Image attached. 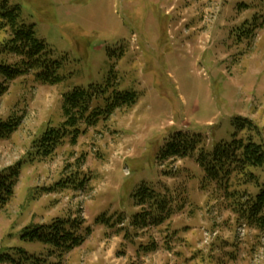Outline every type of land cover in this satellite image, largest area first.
I'll use <instances>...</instances> for the list:
<instances>
[{
  "label": "rangeland",
  "instance_id": "374dc122",
  "mask_svg": "<svg viewBox=\"0 0 264 264\" xmlns=\"http://www.w3.org/2000/svg\"><path fill=\"white\" fill-rule=\"evenodd\" d=\"M12 13L51 49L61 83L43 86L32 72L10 81L21 61L11 52ZM3 66L0 121L19 125L0 141V171L23 165L15 199L0 210V250L23 247L35 256L16 255L23 264H264V231L236 210L250 196L247 188L233 195L238 174L207 178L199 150L159 160L180 131L205 151L231 142L240 118L260 129L264 145V0H0ZM112 73L138 103L92 128L81 124L76 144L67 136L51 158L33 161L34 141L65 121L64 95L104 86ZM252 172L256 196L264 169ZM143 185L167 204L155 212L163 222L139 228L132 223L148 209L135 199ZM58 217L82 223L81 246L59 258L49 246L20 242L18 231Z\"/></svg>",
  "mask_w": 264,
  "mask_h": 264
},
{
  "label": "trees",
  "instance_id": "16d2710c",
  "mask_svg": "<svg viewBox=\"0 0 264 264\" xmlns=\"http://www.w3.org/2000/svg\"><path fill=\"white\" fill-rule=\"evenodd\" d=\"M11 15L8 21L14 36L11 41L13 44L11 52L19 56L21 61L20 65L15 67L16 69H12L14 74H12L10 81L22 74L32 72L36 82L43 86H56L61 83L62 78L59 75L60 64L53 60L51 49L43 40L36 37L33 26L18 25L17 15L13 13ZM0 69L5 72L9 71L10 67L3 66ZM115 80H117L116 74L112 73L104 86L90 85L87 88L79 87L66 93L62 106L65 121L57 128L49 126L34 141V151L31 153V159L40 161L51 158L67 136H71L72 144H76L77 134L80 132L78 126L81 124H86L92 128L100 120H106L117 110L135 106L139 101L138 93L134 90L120 91L118 89L119 83ZM8 87V85L0 84V96L8 91ZM94 103H96L95 107H93ZM18 125V121L13 118L7 121H0V141L9 139L16 132ZM236 129L237 131L233 135L231 142L219 143L211 152L205 151L204 148H199L201 145L200 138L191 137L181 132L176 133L165 144L159 160L185 159L192 157L199 150L197 162L207 178L216 181H228L232 173L238 174L239 183L236 184V187H239V190L233 192V195L238 200L237 194L242 195L247 188L250 196L247 198V202L237 203L236 210L247 221L249 227L263 232L264 186L256 196L253 194L252 188H250L251 186L259 185L258 179L252 172L253 168L264 169V145L256 142L255 136H261V132L251 120L241 118L236 122ZM239 132H246L247 135L238 138ZM22 165L23 163L21 162L14 168L11 167L0 171L1 211L7 209L15 199L20 167ZM62 184L65 183H57L56 187L50 188L48 191H55L62 187ZM135 199L137 206L143 209L148 205V209L140 212L135 217L133 221L135 227H145L152 220H155L156 224L163 222L164 217H161L162 214L159 217L155 216V212L162 211L167 204L166 199L161 197V193L154 188L143 185L137 190ZM81 227L82 223L78 219L58 217L43 224L32 223L22 231H18L17 234H19L20 242L24 244L40 243L49 246L58 252L60 254L59 258H61L62 253L71 252L84 243L85 239L80 234ZM12 236L10 235V238L13 239ZM16 255L23 256L25 260L32 256L20 246L13 248L9 246L3 247L0 250V263L23 264L19 259H16Z\"/></svg>",
  "mask_w": 264,
  "mask_h": 264
}]
</instances>
